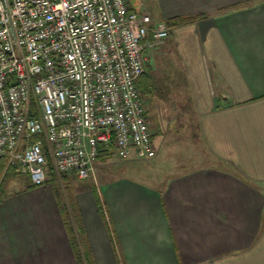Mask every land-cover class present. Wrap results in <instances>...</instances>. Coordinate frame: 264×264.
<instances>
[{
    "label": "crops",
    "instance_id": "1",
    "mask_svg": "<svg viewBox=\"0 0 264 264\" xmlns=\"http://www.w3.org/2000/svg\"><path fill=\"white\" fill-rule=\"evenodd\" d=\"M129 2L156 20L205 15L144 49L139 86L162 106L169 98L158 87L181 73L191 96L183 112L206 151L191 168L150 176L152 185L123 176L77 190L65 174L73 225L95 264H264V0H156L151 10ZM49 180L14 178L5 191L0 264H79Z\"/></svg>",
    "mask_w": 264,
    "mask_h": 264
},
{
    "label": "built area",
    "instance_id": "2",
    "mask_svg": "<svg viewBox=\"0 0 264 264\" xmlns=\"http://www.w3.org/2000/svg\"><path fill=\"white\" fill-rule=\"evenodd\" d=\"M171 35L129 0H0V161L36 186L92 178L102 150L157 155L139 79Z\"/></svg>",
    "mask_w": 264,
    "mask_h": 264
},
{
    "label": "rangeland",
    "instance_id": "3",
    "mask_svg": "<svg viewBox=\"0 0 264 264\" xmlns=\"http://www.w3.org/2000/svg\"><path fill=\"white\" fill-rule=\"evenodd\" d=\"M141 1L142 3L138 5L141 10L145 8L151 10L154 8L156 2V0ZM180 74L176 73V76L172 75L171 79L169 78L158 87L159 94L168 97L169 101L173 102L176 107L173 105L169 106V101H165L164 103L162 101V106L155 107L151 104L150 97L141 91L145 106L148 110V122L152 135L154 136L155 146H160L158 155L149 159H140L133 152L127 158H123L118 154L115 147H110L108 149L109 153L104 154L96 161L99 165L97 166L95 179L87 178L76 181L80 179L77 175L72 173L70 175L68 174L74 180H71V182L74 186L76 185L75 188L77 190H80L81 187H77L80 184L90 186L94 185L95 182L102 185L107 180L123 176L152 185L157 182L150 176H155V179L161 178L163 180L173 172L191 168L198 163L196 156L205 154V145L202 134L196 127V122H193L194 124L188 123L190 122V115H186L183 112L191 106V96L189 95L190 92L185 88ZM195 135H197L196 139ZM48 162L51 163V159H48ZM51 166V164L48 166L49 171ZM7 171L8 169L5 166L0 173V188L3 187L7 190L14 178H16V181H19V184L25 183L27 178L26 174H20L14 171L13 174L7 177ZM18 174L20 175L18 176ZM64 176L65 174L57 173L55 178L54 174L53 176L48 174L50 179L49 184H52L51 186L56 195H62L63 198L61 199L66 203L67 198H65L64 193L68 183L63 182ZM158 176L160 178H156ZM67 206L71 212V204L67 203Z\"/></svg>",
    "mask_w": 264,
    "mask_h": 264
},
{
    "label": "trees",
    "instance_id": "4",
    "mask_svg": "<svg viewBox=\"0 0 264 264\" xmlns=\"http://www.w3.org/2000/svg\"><path fill=\"white\" fill-rule=\"evenodd\" d=\"M202 17H205V15L204 14H198V15H189V16H179L176 18L168 19V20H166V22L170 26V25L175 24V23L187 22V21L194 20L197 18H202ZM111 147H114L113 143L111 144ZM108 153H109L108 149L102 150L99 157L103 156L104 154L106 155ZM50 164L51 163H49V165ZM5 166L8 169V171H7L8 173L6 175L8 177L10 174L14 173L15 168L8 165V160H7V158L4 157L0 161V173L5 168ZM49 174H51L52 176L54 174L55 178H56L57 172L55 171L53 166L50 167ZM5 191L6 190L3 187L0 188V201L3 198ZM59 203L61 204L63 217H64V220L66 222V226H67L70 238H71L72 246H73V249H74L78 263L79 264H95L93 259H92V256H91V251H90L91 249H90L89 245L87 244L85 238L82 236V233L80 232L81 230L79 229V227L78 228L75 227V224L73 225V220H72L73 215H71L69 212L67 202L64 203V201L61 200V197H60ZM75 229L79 230L78 232L80 235V241L77 240Z\"/></svg>",
    "mask_w": 264,
    "mask_h": 264
}]
</instances>
